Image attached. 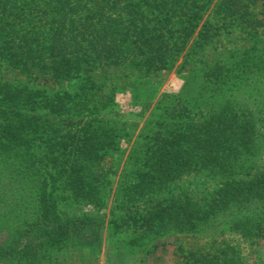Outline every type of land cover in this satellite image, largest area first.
<instances>
[{"label":"rangeland","instance_id":"obj_1","mask_svg":"<svg viewBox=\"0 0 264 264\" xmlns=\"http://www.w3.org/2000/svg\"><path fill=\"white\" fill-rule=\"evenodd\" d=\"M216 1L202 7L200 21L194 26L183 23L189 14L188 4L175 5L170 22L165 17L168 7H136L133 17L138 29L150 35L171 28L167 32L170 42L176 41L175 36L180 38L167 68L149 66L135 53L120 63L93 56L88 62L81 61L83 67L75 77L58 80L47 66L28 64L27 69H19L0 58V83L71 97L66 108L57 113L41 107L13 109L37 117L43 143L36 150L22 145L18 151L0 154L1 244H10L17 232L39 215V176L60 168L65 173L69 167L70 163L61 164V159L55 158L59 150L56 139L82 137V127L89 125L98 132L93 142L98 143L100 156L80 159L78 164L93 172L92 184L103 190L95 199L100 203L76 201L61 188L62 174L56 181L62 217L90 218V228L79 241L74 238L42 244L34 252L31 249L24 254L29 258L25 264H201L204 257L216 256L221 264H264V200L240 205L246 207L244 224H239L241 214L232 207L190 232L152 234L131 225L136 221L131 219L136 207L148 211L158 203L208 204L233 179L244 182L264 170V23H255L257 30L246 24L237 26L218 13ZM201 5L203 1L195 6ZM5 13L8 21L20 24L21 11L10 7ZM252 13L254 20H264V0L257 2ZM37 15H31L28 27L43 22ZM43 53V61L50 65L51 55ZM80 94L86 95L85 104L76 97ZM7 105H0V110ZM225 110L238 112L239 121H251L248 143L252 149L242 150L238 158L231 154L230 174L223 175L218 165L209 168L194 162L185 164L174 177L148 181L141 176L140 189L135 190L152 138L193 130ZM233 139L229 145L221 141L219 148L226 150V155L231 153L232 143L239 141ZM130 194L137 199H131ZM126 212H131L130 219L117 226L114 222L121 223Z\"/></svg>","mask_w":264,"mask_h":264},{"label":"trees","instance_id":"obj_2","mask_svg":"<svg viewBox=\"0 0 264 264\" xmlns=\"http://www.w3.org/2000/svg\"><path fill=\"white\" fill-rule=\"evenodd\" d=\"M18 1L0 0V58L8 60L19 69H27L28 64L39 68L47 66L51 70L52 77L58 80L75 77L83 67L81 61L88 62L87 58L93 56L120 63L135 53L142 55L149 66L167 68L174 54L172 49H177V42H181L180 38L175 36L176 41L170 42L171 35L167 32L171 28L167 30L163 28L150 35L138 29L133 17L136 7L148 5L158 10L161 6L168 7L165 17L169 18L170 22L173 18L174 6L179 2L182 7L188 4L189 14L183 19V23L187 22L194 26L200 21L202 7L212 2V0ZM198 1H203L204 5L196 7ZM258 1L218 0L217 11L224 19L237 26L246 24L245 27L257 30L255 23H264V20L253 19L252 8ZM10 7L21 11L20 24L19 21H8L9 17L5 12ZM35 12L41 15L40 19H43V22L33 23L28 27L27 25L32 23L31 15L33 18L38 17ZM135 48L137 51H134ZM43 51L51 55L50 65L43 61L45 54ZM227 73L226 71L225 74L228 75ZM76 97L85 104L86 95L80 94ZM70 101L71 97H64L60 93L18 87L6 82L0 83V105L8 104L0 110V154L18 151L22 149L19 147L22 145L29 150H36V147L43 143L41 124L37 117L26 115L20 110L16 113L13 111L15 107L28 106L27 108L33 110L41 107L45 111L57 113L66 108ZM237 116L238 112L225 110L212 116L205 124L195 126L193 130L186 128L152 138L153 145L147 148L151 149V152H145L146 156L137 175L135 190L140 189L141 176L148 181L174 177L182 172L185 164L194 162H198L201 166H210L209 168L218 165L217 169L223 175L230 174L231 165L228 160L231 154L236 156L234 158H238L242 150L252 149L248 143L251 121L249 119L239 121ZM82 131V137L71 136L66 141L56 139L55 145L59 149L55 156L56 160L61 159V164L68 162L70 165L64 170L65 173L60 168L57 172L47 171L45 176H39L42 178L40 191L36 195L39 215L20 229L10 244L0 243V264H25L29 258L25 259L24 254L31 249L34 252L42 244H57L74 238L79 241L86 235L85 231L90 228L93 220L83 216L63 218L57 201L59 186L56 185L59 178L57 175L62 174L61 180H64V183L61 188L69 191L72 199L87 200L95 205L100 203L95 199L103 190L101 191L97 184H92L90 176L94 179L93 172L84 171L78 164L80 159H96L99 155L97 153L99 145L93 142L98 132L90 125L87 128L82 127ZM231 138H238L239 141L233 139L238 142L232 143L229 147L231 153L226 155V150L219 146L223 145L222 140L229 145ZM28 152L26 155L29 154ZM54 165L56 167V164ZM39 178L37 181L40 180ZM242 182V179H233L231 185L225 187V190L222 189L208 204L197 207L188 203L172 202L155 204L148 211L136 207L135 214L131 217L136 221L131 225L152 234L190 232L197 230L201 224L219 212L232 207H237L238 214H241L239 224H244L243 210L246 207L240 205L246 201L261 203L264 200V170L253 179L244 180L243 184ZM130 197L137 199L135 195L130 194ZM126 215L121 223H114L117 226L126 224L131 212H126ZM259 223L261 224V221ZM200 263L221 264L218 256L204 257Z\"/></svg>","mask_w":264,"mask_h":264}]
</instances>
